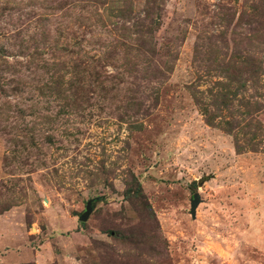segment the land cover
Returning a JSON list of instances; mask_svg holds the SVG:
<instances>
[{"label": "rangeland", "instance_id": "1", "mask_svg": "<svg viewBox=\"0 0 264 264\" xmlns=\"http://www.w3.org/2000/svg\"><path fill=\"white\" fill-rule=\"evenodd\" d=\"M0 264H264V0H0Z\"/></svg>", "mask_w": 264, "mask_h": 264}, {"label": "water", "instance_id": "2", "mask_svg": "<svg viewBox=\"0 0 264 264\" xmlns=\"http://www.w3.org/2000/svg\"><path fill=\"white\" fill-rule=\"evenodd\" d=\"M197 200H198V197H197V194L195 193V194L192 195V198H191L190 203H189V213L190 214L194 213V210H195V207H196V204H197ZM90 204H91V201H88L85 204L84 212L78 217V221L80 223L85 222L87 217H88V215L90 214V212H91Z\"/></svg>", "mask_w": 264, "mask_h": 264}, {"label": "trees", "instance_id": "3", "mask_svg": "<svg viewBox=\"0 0 264 264\" xmlns=\"http://www.w3.org/2000/svg\"><path fill=\"white\" fill-rule=\"evenodd\" d=\"M132 197H134L135 199H139L141 197V191H140V187L137 184L135 189L132 191Z\"/></svg>", "mask_w": 264, "mask_h": 264}]
</instances>
